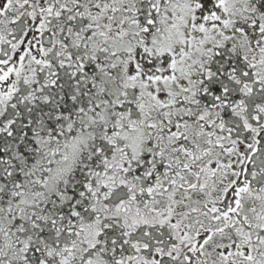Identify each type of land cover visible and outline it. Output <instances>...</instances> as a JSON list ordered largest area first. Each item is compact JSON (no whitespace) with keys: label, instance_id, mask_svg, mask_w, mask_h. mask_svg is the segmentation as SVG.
<instances>
[{"label":"snow or ice","instance_id":"6c2138e0","mask_svg":"<svg viewBox=\"0 0 264 264\" xmlns=\"http://www.w3.org/2000/svg\"><path fill=\"white\" fill-rule=\"evenodd\" d=\"M0 264H264V0H0Z\"/></svg>","mask_w":264,"mask_h":264}]
</instances>
